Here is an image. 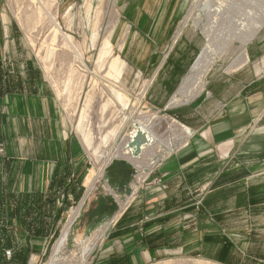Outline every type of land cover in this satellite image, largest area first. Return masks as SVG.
<instances>
[{
  "label": "rangeland",
  "instance_id": "374dc122",
  "mask_svg": "<svg viewBox=\"0 0 264 264\" xmlns=\"http://www.w3.org/2000/svg\"><path fill=\"white\" fill-rule=\"evenodd\" d=\"M260 1L264 0H247L249 3L245 0H2L5 23H10L16 31L14 41L19 49L18 59L33 63L81 154L72 166L53 171L46 191L19 192L13 189L15 157L0 144V241L4 244L8 240L10 244L2 246L0 264H50L71 211L77 213L70 224L64 258L60 260L59 253L52 264H129L125 256L103 254V245L131 204L142 197L164 194L166 184L161 177L155 176L158 164L182 151L186 155L216 158L222 148H225V154L229 153V138L215 141L208 147L201 132H192L180 116H186L185 112L190 109H201L203 100L205 103L209 98V81L253 71V68L264 72V24L245 46L246 61L236 63L238 44L231 35V28L242 15L250 10L254 13L264 10V3L261 8L257 6ZM245 4L250 5L246 7ZM51 17L62 32L71 37L75 50L81 53L87 68L85 73L77 68L71 73L68 71L70 57L75 55L70 48L62 47L59 39L52 40ZM147 17L151 25L145 30ZM164 30L165 34L161 35ZM206 33L213 42L222 33L224 39L219 43L229 40L223 48L222 58L205 75L202 91L196 92L188 102L167 107L173 105L171 97L179 91L184 78L199 60L206 45ZM105 36L110 41L113 55L125 64L119 81H111L109 85L106 70L97 67L98 52ZM48 48L52 49V56L45 62L42 57ZM250 49L256 50L254 54L257 52L258 56L252 58ZM176 64L182 67L178 79L171 84L153 77L157 68L164 65L160 73L169 79ZM111 88L119 89L127 100L126 106L117 100ZM88 93L93 99L82 130L93 138L90 147L82 142V134L77 128ZM205 108L213 110L208 103ZM151 116L153 118L149 119ZM255 119L251 120L250 116L243 122L242 126L249 127L242 131L237 146L230 152L236 158L241 156L246 160L247 155L239 153L252 149L253 154H248L247 162L249 158H252V165L258 162L254 164L257 168L253 170L251 187L235 188L222 194L211 192L208 196L196 195L197 189H194L191 198L197 216L192 227L193 243L188 248L174 246L167 256L146 264H264V150L259 149L262 136L264 138V115L257 123ZM172 121L188 129L190 134L177 148L175 145L183 134L173 130ZM186 121L189 123V119ZM192 121L196 123V119ZM144 122H149L146 131L150 138L159 143L138 153L137 161L141 165L157 151L162 152L164 146L173 150L145 177L139 178L138 170L128 158L127 150L131 146L127 142ZM121 148H124L123 153ZM96 157L101 161L109 157L114 159L104 166L103 178L86 194L84 181L96 166ZM223 161L227 162V159ZM115 163L127 168L126 179L121 183L110 173ZM222 164L228 167L230 163ZM138 178L140 181L135 188L132 185ZM126 197L129 200L125 208L118 212L119 201ZM221 205L224 210L236 209L215 213V208ZM102 226L106 228L101 239L86 260L79 263V250L91 243ZM41 228L43 234L36 233ZM5 251L10 252L9 257L5 256ZM18 253L22 255L21 260L15 258Z\"/></svg>",
  "mask_w": 264,
  "mask_h": 264
},
{
  "label": "crops",
  "instance_id": "0c3cea01",
  "mask_svg": "<svg viewBox=\"0 0 264 264\" xmlns=\"http://www.w3.org/2000/svg\"><path fill=\"white\" fill-rule=\"evenodd\" d=\"M3 15L0 0V144L15 157L13 189L44 192L53 171L72 166L81 153L33 63L18 59L16 31L10 23H5ZM145 19L146 30L150 23L148 17ZM255 51L249 50L252 58L258 56ZM181 67L176 64L169 79L160 73L161 68L153 77L171 84L178 79ZM207 89L206 105L204 99L200 110L190 109L185 112L186 116L180 117L192 132H201L208 147L229 138V153L225 154L222 148L216 158L186 155L182 151L158 164L155 176L162 178L166 191L159 197H142L131 204L104 243L103 254L125 256L129 264H146L167 256L174 246L188 248L193 243L192 227L197 216L191 198L194 189H197L196 195L208 196L211 192L222 194L235 188L248 189L253 184V170L257 168L254 164L258 161L252 165L249 158L247 162L252 149L239 153L247 155L246 160L230 152L237 146L242 131L249 127L242 126L243 122L250 116L251 120L256 118V123L263 119L264 72L253 68L242 74L220 76L209 81ZM207 103L213 110H206ZM262 141L259 149L264 150L263 136ZM117 163L111 166L110 173L121 183L126 179L127 168ZM222 163L230 164L226 167ZM215 209V213H220L236 208L224 210L221 205ZM91 214L93 218V210Z\"/></svg>",
  "mask_w": 264,
  "mask_h": 264
},
{
  "label": "bare ground",
  "instance_id": "6f19581e",
  "mask_svg": "<svg viewBox=\"0 0 264 264\" xmlns=\"http://www.w3.org/2000/svg\"><path fill=\"white\" fill-rule=\"evenodd\" d=\"M37 1H39V0H37ZM245 2H247V0H245ZM247 3H249V2H247ZM262 3H264V1L263 2L260 1V3H257L258 4L257 6H259V8H261ZM241 4H243V3H241ZM241 4H239V5H241ZM250 4H251V2H250ZM232 5H233V3H232ZM245 5L243 7H245ZM249 5L248 6L246 5V7H249ZM234 6H232V7H234ZM257 6H255V9ZM241 7H242V5H241ZM239 9H237V10H239ZM244 9L245 8H243V10ZM254 11L256 12L257 9ZM238 12H240V11H238ZM241 12H243V11H241ZM243 13H245V11ZM240 17H241V14H240ZM234 19H238V18L235 17ZM51 24L53 25V31H52L53 34H51L52 40L59 39V41H60L59 43H61L62 47L70 48L71 51L73 50V53L75 55L73 58L70 57L71 58L70 59L71 64H70V66H68V67H70L68 69V71L71 73V72H73L74 68H77L78 70L83 71L85 73L87 68L83 65L81 53L79 51H77L78 49L75 50V46L73 47V43L71 42V37L66 35L65 32L64 33L62 32V30L59 28L58 24L54 21V19L52 17H51ZM263 24H264V10H261L260 12L257 11V13H254L250 10V11L246 12L244 15H242V17L239 18L234 23L233 28H231L232 29L231 35L234 37L233 38L234 42H236V44H238V45H236V49L239 50L238 57L236 59L237 60L236 63H238V60H242V61L247 60V57L245 55V46L247 45V43H249L251 41V39L255 36L257 31L260 30V28L262 27ZM222 35H223V33H222ZM222 35L220 37L217 36L218 40L216 39V41L213 42L212 38L210 39L209 34L208 33L205 34L206 45L203 48V51H202V54H201L199 60L193 66L190 73H188V75L184 78L182 85L179 88V91L174 96H172L170 103H172L173 105H176L179 102H181V103L182 102L183 103L188 102L189 100L194 98V95L196 92L199 93L200 91H202L203 80L205 78V75L210 70V68L213 67L214 64L219 59L222 58L223 48L225 45H227L226 42L229 41V40L228 41L226 40V42L223 41V42L219 43V41L221 39H224V35L223 36ZM109 42L110 41L107 37L103 39V41L101 43V47H100L99 52H98V58H97V65H98L97 67H99L98 69L102 70L104 72L106 70L105 77L108 80V81H106L108 85L111 83V81L113 83H117L119 81V79L122 76L124 66H125L123 60H121L117 55L116 56L113 55ZM55 43H56V41H55ZM51 56H52V49L48 48V49H46V52L43 54L42 59L46 62ZM110 87H111V85H110ZM110 91L114 94V96L117 98L118 101L123 103L124 106L127 105V100H125L124 95L119 91V89L117 90L116 88L115 89L111 88ZM91 99H93V97L91 94L88 93L86 96V99L84 101V106H83V109L81 110V113L79 116V121L77 124V128L80 130V132L82 134V142L88 147L91 146V141L93 138L91 137L89 132H84L82 130V128H83L82 126H84L83 122L86 119L88 111L90 110ZM152 118H153V116H151V118H149V119H152ZM146 126H148L147 129H145ZM149 126H150L149 122L140 123L139 128L137 129L136 133L131 134V136L129 137V140L127 142V144H129V146H131V148L127 150L128 158L130 161H132L134 163L136 169L138 170L137 174L140 175L139 178H141V176H144L146 173H148L158 163L159 160L164 158V156L166 154L172 152V150H173L172 147L164 146V150L162 152L158 153V151H157L156 154L152 155L149 159H147V162L145 164L141 165V163H139L137 161L138 153L142 149H145L146 147H152L155 144L159 143L156 141L155 138H153V137L150 138V135L147 132ZM171 126H173L174 131L180 130L181 134H183V136L181 137V140H179L178 144L175 145L177 148V146L181 145L183 142H185L186 138H188V136L190 135L189 130L186 129L185 127H183L182 125H180L179 123L175 122V121L171 122ZM142 145L144 147L140 148ZM123 149L121 148L122 153H123ZM141 154H142V151H141ZM112 159H114V158L109 157L108 159H103L101 161L97 157L95 158L96 166L94 165V168H92L89 171V174L87 175V177L84 181V187L86 188V194H89L91 192V190L96 186V184L103 178V174H104L103 170L105 168L104 166H106ZM98 161H101V163L103 162L104 164L96 163ZM139 178L134 183V185H132L135 188L137 186V183L140 181ZM128 200H129V198L126 197V199H122V201H119V209L120 210L118 212L123 211ZM76 213H77L76 211L75 212L71 211L69 213V217H68L67 223L65 224V228L63 230V233H62L60 239L57 241V243L54 247L53 254H52L50 261H49L50 264H52L55 261L54 259L58 257L59 253H60L59 259L61 260L62 258H64L63 257L64 256L63 250H64L66 242H67V236L69 234L70 224L73 220L74 215H76ZM105 228H106V226H102L97 231V233L93 236L92 240L90 241L91 243L86 245V247H84V249L79 250V255H78V262L79 263H83L86 260V258L90 254L91 250L94 249L97 241H99L101 239L102 234L105 231ZM56 264H59V263H56Z\"/></svg>",
  "mask_w": 264,
  "mask_h": 264
},
{
  "label": "trees",
  "instance_id": "16d2710c",
  "mask_svg": "<svg viewBox=\"0 0 264 264\" xmlns=\"http://www.w3.org/2000/svg\"><path fill=\"white\" fill-rule=\"evenodd\" d=\"M43 228V227H42ZM39 229L38 231H36V233H42V230L43 229ZM43 232H44V230H43ZM43 234V233H42ZM2 243V241H0V261L3 259V248L4 247H2V246H5V247H8L10 244H9V241L7 240L4 244H1ZM21 254L20 253H18L16 256H15V258H17V259H19V260H21L22 258H21Z\"/></svg>",
  "mask_w": 264,
  "mask_h": 264
},
{
  "label": "built area",
  "instance_id": "2783aa9c",
  "mask_svg": "<svg viewBox=\"0 0 264 264\" xmlns=\"http://www.w3.org/2000/svg\"><path fill=\"white\" fill-rule=\"evenodd\" d=\"M5 256L9 257L10 256V252L9 251H5Z\"/></svg>",
  "mask_w": 264,
  "mask_h": 264
},
{
  "label": "water",
  "instance_id": "95a60500",
  "mask_svg": "<svg viewBox=\"0 0 264 264\" xmlns=\"http://www.w3.org/2000/svg\"><path fill=\"white\" fill-rule=\"evenodd\" d=\"M174 106H175V105H172V106H171L170 104H168V106H167V107H174ZM167 107H166V108H167Z\"/></svg>",
  "mask_w": 264,
  "mask_h": 264
}]
</instances>
